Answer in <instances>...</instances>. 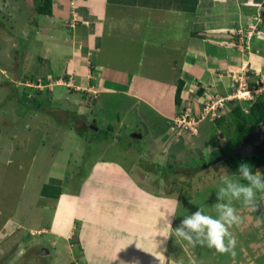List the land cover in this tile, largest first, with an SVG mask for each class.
<instances>
[{
  "label": "rangeland",
  "instance_id": "1",
  "mask_svg": "<svg viewBox=\"0 0 264 264\" xmlns=\"http://www.w3.org/2000/svg\"><path fill=\"white\" fill-rule=\"evenodd\" d=\"M19 1L9 4V10L0 9V210H4L6 217L11 213H16L17 218L20 216L19 229L5 235L0 244V255L2 251L7 253L9 250V256H3L0 263L84 264L78 253V243L75 244V235L67 239L51 234L49 229L40 226L50 227L57 213L54 208L60 201L57 203L49 198L51 193L59 196V192L65 190L76 195L80 191L81 180L84 181L95 168L96 160L116 163L129 169V174L132 173L135 179L157 192L161 189L167 194L191 198L197 190L202 192L209 187L208 193L212 192L215 196L212 211L216 213V192L221 185V177L229 174L233 179L239 178L231 173L226 161H214L222 156V146L227 144L233 134L231 110L238 105L247 110L248 100L255 98L246 94V84L240 83L231 95L235 97L242 90L244 96L224 102L225 108L220 113L226 116L227 121L223 126H219L209 115L199 121L197 135L187 134L186 129L178 128L171 146L161 148L162 145L157 144L159 137L165 132L171 135L169 130L173 132L175 129L174 119L171 125H167L170 120L160 117L157 109L143 100L135 104V100L128 102L117 98L115 94L104 93L95 98L87 92L84 94V91L97 92L93 73L84 84L80 73H75L77 79L66 81L67 59L75 55L65 30H70V35L72 30L65 26L64 32L54 34V38L48 31L41 32L45 34L44 38L35 40L33 34L36 33L37 24L45 23L40 15L31 17L38 0H29L33 2V8H27ZM178 1H182L181 4L187 10L196 2L191 0L186 5L185 0ZM22 6L25 8L20 9ZM10 14L16 16V20L11 19ZM119 15L115 25L111 23V18L106 22L103 43L98 46L100 52L95 56V61L112 67L125 66V69L141 73L146 71L166 78L168 82H175L181 69V65H177L180 60L182 62L186 51L194 11L182 12L180 15L177 11L157 15L145 9L124 8ZM256 16L258 19L255 16L248 19L247 30L250 31H246L245 36H253L259 22L264 24V14L261 16L256 13ZM142 19L150 20L149 29L146 26L132 27L133 23L141 24ZM24 28L26 33H22ZM75 30L80 34L86 31V27L79 25ZM131 38L134 41L131 42ZM143 38L148 44H143ZM171 38L175 39L172 41ZM81 46L82 53L78 58L86 54L85 44ZM109 47L112 49L109 50ZM173 55L180 57L177 63L171 62ZM85 61L90 67L89 60ZM39 82L42 83L40 89L49 86L53 90L52 95L40 94L51 98V102L45 105L48 113L35 111L31 108V101H28L39 98ZM213 93L211 91L209 94ZM190 111L196 113L194 109ZM133 133L142 134V138L133 137ZM257 170L264 174V166ZM93 173L94 178L105 176L97 170H93ZM52 177H61L62 180L58 182ZM93 183L97 185L87 188L84 193L80 191V205L87 204L94 196L92 192L95 188H103L96 180ZM52 186L56 191L53 188L51 190ZM113 193L118 196L120 189H114ZM120 196L124 195L120 194L118 198ZM100 197L97 195L93 199ZM234 206L243 207L239 202H234ZM69 208L70 205L62 210L65 215ZM242 210L249 214L252 222L244 233L245 243L257 241L259 235L263 239L264 205L258 208L260 213L245 207ZM5 216L4 220L0 217V222L7 219ZM5 227L6 222H2L0 228L5 230ZM237 227L235 225L233 228ZM233 228L230 229L232 233ZM252 228L259 230L260 234H256ZM111 244L106 241L100 249H96L105 257V264L112 252ZM141 247L145 250L137 252L142 256L146 254L147 248L146 245ZM44 248L49 253L42 255Z\"/></svg>",
  "mask_w": 264,
  "mask_h": 264
},
{
  "label": "crops",
  "instance_id": "2",
  "mask_svg": "<svg viewBox=\"0 0 264 264\" xmlns=\"http://www.w3.org/2000/svg\"><path fill=\"white\" fill-rule=\"evenodd\" d=\"M18 1H0V9L9 10V4H15ZM21 1L25 7L33 8L31 6L33 2L29 0L19 2ZM185 1L188 5L191 0ZM181 3L182 1L177 2V0H53V14H39L36 9L31 12V17L40 15L46 23L37 24L33 38L41 41L46 31L50 32V36L54 38V34L64 32V27L67 26L72 30L71 35L70 30L65 31L68 33L69 41L72 42L75 56L72 55L67 59L66 81L72 78L77 79L75 73H80L84 84L89 80L87 77L89 78L93 73L95 74L93 83L97 92L84 91V94L87 92L90 96L94 95V98L104 93L115 94L118 95L117 98L128 102L135 100L133 101L135 104H139L142 100L146 101L157 109L160 117L170 120L167 125H171L172 120L184 110L194 109L196 114L200 113L202 101L210 95L211 91L214 92L212 95L218 97H230L241 83L246 84L244 88L248 96L255 97L257 94L264 93V24L261 23L262 21L259 22L258 27H260L255 29L253 36H245L250 31L247 30L248 19L253 16L257 18L256 13L261 16L264 14V0H196L194 5L189 6L190 10ZM25 7L22 6L20 9ZM124 8L145 9L157 15L174 11L180 15L182 12L194 11L191 29L187 35L186 51L182 62L180 60V64L177 65V67L181 65V69L176 75L175 82L172 80L168 82L166 78L146 71L141 73L125 69V66L112 67L95 61L100 52L98 46L103 43L106 22L111 18L113 20L111 23L115 25L117 17ZM10 18L16 20L17 17L10 14ZM79 25L86 27V31L83 30L84 32L79 34L75 30V27ZM149 25V19L147 21L142 19L141 24L133 23L132 27L146 26L149 29ZM26 32L24 28L22 33ZM243 37L244 40H242ZM174 39L171 38L172 41ZM130 40L134 41L133 38ZM83 43L86 57L78 58L82 53L80 49L82 51ZM143 44H148L144 38ZM110 49L112 47H109ZM179 58L173 55L170 60L177 63ZM81 59L84 61L88 59L91 66L89 67L86 61ZM181 78L185 81L182 91L183 100L181 105H177L175 92ZM199 89H204L201 94ZM211 119L214 121L213 118ZM176 130L177 128L173 132L169 130L171 135L169 132L162 134L157 144L165 149L170 147ZM168 136L171 137L168 138ZM94 166L93 170L105 176L101 179L94 178L92 170L84 181L81 180L80 191L84 193L87 188L96 186L97 184L93 183L94 180L103 188H95L94 193L92 192L94 196L84 205H80L82 194L80 191L76 195L65 190H61L59 196L51 193L49 198L56 200L57 203L60 201V204L54 208L57 213L53 217V224L50 227L40 226L49 229L51 234L55 233L67 239H72L75 235L77 238L75 244L78 243L76 246L79 248L78 253L84 264H105L103 262L105 257L96 249H100L106 241L112 242L110 245L112 252L106 264L264 263V238L262 239L259 235L260 231L252 228L259 237L257 241L245 243L247 240L244 233L250 228L252 222L249 214L245 213L241 206L236 207L241 216V222L237 228L232 227L237 241L234 256L231 253L220 254L215 249L191 244L175 237L174 229L180 225L184 216L194 213L199 207L204 209L205 214L213 217L217 214L212 211L215 196L212 192L208 193L209 187L204 188L202 192L197 190L191 198H183L175 194H167L161 189L157 192L156 189L143 185L134 178L132 173L129 174V169L119 164L96 160ZM149 176H147L148 181L151 177ZM52 179L58 182L62 180L61 177H52ZM52 188L55 190L53 186L51 190ZM114 189H120V194L124 196L118 198L120 194L118 196H115V193L112 194ZM109 193L111 195L108 196ZM97 195L101 197L93 199ZM69 205L70 208L65 215L62 210ZM173 209L175 216H170L169 212ZM3 212L4 210L1 209V218L6 215ZM256 212L260 213L258 209ZM19 217L17 218L16 213H11L7 215L5 221H3L4 218L1 219L0 227L2 222H6L7 227L5 230L0 228V235L3 234L0 236V244L5 235L8 236L19 229L17 228L20 225ZM167 221H170L172 230L167 228ZM162 231H171L172 236L165 240L159 235ZM141 245H146L147 248L146 254L142 256L137 252V250H145ZM69 248L71 249V246ZM6 255L9 256V250L7 253L2 251L0 261Z\"/></svg>",
  "mask_w": 264,
  "mask_h": 264
},
{
  "label": "clouds",
  "instance_id": "3",
  "mask_svg": "<svg viewBox=\"0 0 264 264\" xmlns=\"http://www.w3.org/2000/svg\"><path fill=\"white\" fill-rule=\"evenodd\" d=\"M60 79L63 81L62 78ZM41 84L39 82L37 86L40 88ZM232 99V96L226 97L225 101ZM237 172L238 179H233L229 174L221 177V185L216 192L217 216L205 214L204 209L199 207L194 213L184 216L180 225L174 229L175 237L191 244L215 249L220 254L235 255L237 241L230 229L241 222V216L234 202H239L243 207L254 212L264 205V174L259 170L253 172L247 163H240ZM169 215L175 216V210L169 212ZM166 223L167 228L172 230L170 221ZM159 235L165 240L172 236L171 231H162Z\"/></svg>",
  "mask_w": 264,
  "mask_h": 264
},
{
  "label": "trees",
  "instance_id": "4",
  "mask_svg": "<svg viewBox=\"0 0 264 264\" xmlns=\"http://www.w3.org/2000/svg\"><path fill=\"white\" fill-rule=\"evenodd\" d=\"M35 9L39 14L51 15L53 14V0H38ZM184 86V79H179L175 92V102L177 105L182 104V91ZM203 90L204 89H199L200 94ZM37 92L38 99L37 97H34L31 100L28 99L29 102L31 101L30 105L32 107H30L35 111L48 113L45 105L49 103L51 98L42 97L40 94L45 95L49 93V95H52L53 90H51L49 86H46L44 90L40 89ZM248 101L249 106L247 107V110L241 105H238L230 112V116L234 123V129L230 140L227 144L222 146V155H227L232 150L236 149L242 143L243 137L248 133L254 132L258 125L264 127V93L257 94L254 99ZM214 121H216L219 126H223V123L227 121V119L226 116L221 114L220 116L215 117ZM79 134L82 133L79 132ZM222 161H226L229 164L228 167L230 168L231 173L238 174L237 170L240 163H247L252 168L253 172H255L259 167L264 166V155H230Z\"/></svg>",
  "mask_w": 264,
  "mask_h": 264
},
{
  "label": "built area",
  "instance_id": "5",
  "mask_svg": "<svg viewBox=\"0 0 264 264\" xmlns=\"http://www.w3.org/2000/svg\"><path fill=\"white\" fill-rule=\"evenodd\" d=\"M244 94H242V91L239 90V93L237 95L232 96L233 98H240ZM224 101L225 98L221 97L218 99V96L215 95H208L204 100L202 101V110L200 113L196 114L191 112L190 110L183 111L180 115L175 117L174 119V128H181L186 129L187 134H197L198 133V125L199 121L208 117L209 115L211 118H215L217 116L221 115V109L224 108ZM200 114V116H199Z\"/></svg>",
  "mask_w": 264,
  "mask_h": 264
},
{
  "label": "water",
  "instance_id": "6",
  "mask_svg": "<svg viewBox=\"0 0 264 264\" xmlns=\"http://www.w3.org/2000/svg\"><path fill=\"white\" fill-rule=\"evenodd\" d=\"M135 138H142V134L133 133ZM230 155H264V127L258 125L254 132L248 133L243 137L242 143L227 155L220 156L214 162L223 160ZM49 250L44 248L41 252L42 255L48 254Z\"/></svg>",
  "mask_w": 264,
  "mask_h": 264
}]
</instances>
